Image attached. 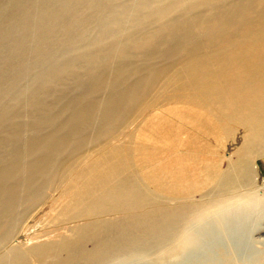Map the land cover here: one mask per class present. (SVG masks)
Returning <instances> with one entry per match:
<instances>
[{
  "label": "bare ground",
  "instance_id": "obj_1",
  "mask_svg": "<svg viewBox=\"0 0 264 264\" xmlns=\"http://www.w3.org/2000/svg\"><path fill=\"white\" fill-rule=\"evenodd\" d=\"M262 157L264 0H0V264H205L264 204ZM49 187L85 223L7 249Z\"/></svg>",
  "mask_w": 264,
  "mask_h": 264
},
{
  "label": "rangeland",
  "instance_id": "obj_2",
  "mask_svg": "<svg viewBox=\"0 0 264 264\" xmlns=\"http://www.w3.org/2000/svg\"><path fill=\"white\" fill-rule=\"evenodd\" d=\"M81 94H83V92H81L80 89L74 91V97H78ZM67 106L70 107L71 104H68ZM108 147H109V144L106 145L104 149L99 148L100 150H98L97 152L102 153ZM232 150H233L232 148H231V150L229 149V152ZM114 155L115 154H109V155L101 154L100 157H98L97 159H95L93 161L94 163L92 165H94V166L92 168L86 167L87 170L84 171L85 169H84V167H82V171H84L85 174L83 175L81 180L78 179L80 176L77 178V180H75V182H74V184L76 185L75 190H78L79 186L83 185L84 182L88 183L90 185L89 187L96 186V185H98V183L100 184L102 182V180L106 176H108L113 171V169L116 168L117 158ZM228 155H229V153H227V157H228ZM258 160L259 161H256V165H258L257 166L258 171L256 173L257 178L255 181L256 184H255L254 188L256 190V194L258 197H264V157H262ZM227 162H228V160L224 159V161L221 163V167L223 169L226 168ZM100 167L102 169H100ZM99 170L103 171L100 175H98V172H97ZM44 198L45 199L38 202L37 204H34L32 207H30L25 212V215L19 221V223L16 226V229L14 230V232H16V233L13 232L12 235L10 236L9 240H8V243L6 246L7 249L18 248V249L26 250V249H29V248H32L35 246H39L42 244L55 243V242L60 241L62 238L71 236L73 234V233L71 234V232L76 227H78L79 225L81 226L85 223L82 220H77V221H72V222L71 221H65L66 217H65V215L64 216H62V215L67 213L68 211H70L72 204L68 205V207L66 209L61 208V210H60V207L62 204V202H61L62 200L60 198V188L49 187L46 190ZM75 198H76V196L72 197V199H73L72 202L75 200ZM204 199H206L205 191L204 192H202V191L197 192V193L193 194L191 197L192 202H200V201H203ZM47 202H49V203H47ZM172 203L175 204V201L174 200L170 201L171 205H172ZM245 203H246V200L245 201L244 200H236V202L234 204L238 205L239 207L233 208L232 210L233 211L240 210L242 206L244 207ZM259 206H260V208H258V210H257L259 212L256 211V212L252 213L251 215L249 214L248 217H245V214L242 213L241 216H243V217H241V219H240L241 222H239L238 224L235 225L237 227L234 226L235 227L234 229L231 228V229H229V231L222 234L223 236L227 237V238H225V240L227 242L226 243L222 242L218 246H215L216 248L215 247L212 248L211 251L208 252V255L213 261L208 257L205 264H216L215 262H218V263L222 262L221 264H264V204H260ZM59 210L63 211V212L61 215L62 217L58 218V219H61V221L58 222L56 220V216H57ZM51 211H53V212H51ZM233 211H231V212H233ZM33 213H34V215H33ZM46 217H47V219H46ZM106 219L115 220V219H117V216L116 215H114V216L110 215V216H107ZM37 220H39V221L37 222ZM18 227H19V230H18ZM26 227H27V229H26ZM28 228H29V230H28ZM232 230L233 231L236 230V231H238V233L237 232H236L237 234L235 232L233 233ZM230 231H232V234ZM227 234H228V236H227ZM235 235H237L238 237H236ZM239 236H242V238H239ZM235 239H237L236 242H235ZM228 240H229V242H228ZM223 241H224V239H223ZM232 241H233V243H231V246H230V242H232ZM15 242H16L17 246H16ZM228 245L230 246L229 248L227 247ZM233 245L235 248L233 247ZM88 247L92 248V244H89ZM223 248H225V249H223ZM231 249L233 252L231 251ZM217 250H219V251H217ZM227 251H228L229 257L224 258L225 257L224 254L226 253V255H227ZM213 252H215V254ZM220 254L223 256H221ZM54 259L55 258L51 257L50 254H47L45 259H44V262L42 264H48L49 262H51ZM188 261L189 262L190 261L196 262V261H198V259L197 258L195 259L193 257V258L188 259ZM136 262H139L140 264H149V263L152 264L151 258L138 260ZM187 264H190V263H187Z\"/></svg>",
  "mask_w": 264,
  "mask_h": 264
}]
</instances>
